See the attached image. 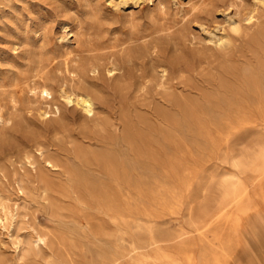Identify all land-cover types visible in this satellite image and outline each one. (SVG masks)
<instances>
[{
    "label": "rangeland",
    "instance_id": "obj_1",
    "mask_svg": "<svg viewBox=\"0 0 264 264\" xmlns=\"http://www.w3.org/2000/svg\"><path fill=\"white\" fill-rule=\"evenodd\" d=\"M116 1L0 0V168L14 139L42 130L89 179L49 205L31 192L17 194L0 177V197L18 204L11 231L25 240L33 227L52 234L50 247L25 262L0 226V264H165L174 257L190 264H264V227L260 240L243 246L233 244L229 221L200 227L219 209L234 207L222 203L224 180L247 184L254 201L264 197V170L257 168L264 159V96L257 91L264 85V43L250 39L264 27V5ZM233 19L241 29L231 33L227 49L214 47L199 26L220 32ZM66 58L80 65L95 58L101 68L96 75L79 72L71 82L61 74ZM110 58L123 65L122 74L107 72ZM61 85L105 96L81 109ZM46 101L65 114L56 130L55 113L44 121L38 115ZM8 116L12 123H2ZM239 158L251 163L236 165ZM245 225L237 232L249 238ZM161 253L167 256L160 260Z\"/></svg>",
    "mask_w": 264,
    "mask_h": 264
},
{
    "label": "bare ground",
    "instance_id": "obj_2",
    "mask_svg": "<svg viewBox=\"0 0 264 264\" xmlns=\"http://www.w3.org/2000/svg\"><path fill=\"white\" fill-rule=\"evenodd\" d=\"M116 2L118 5H121L122 3H126V0H118ZM257 2L264 5V0H257ZM67 22H63L61 24L63 31H65L66 33L70 31V29H68L70 27L69 26L70 24ZM230 22L232 23L230 24ZM199 26L204 31L205 34L204 37L206 38L207 41H212L214 45H216L214 47L218 46L219 48H224V49H227L232 45L234 37L231 36V33L233 34L239 33L241 29V27H239V24L237 21H235V19L229 21L228 30L222 27V31L220 32H218L214 28L208 29L201 23H199ZM250 39L252 42L256 44L264 43V27H260L257 31L252 33ZM226 60L230 62V58H226L225 61ZM231 67L234 68V65ZM100 68H101V62H99L95 58L94 59L91 58L87 60L85 63H82L81 65L75 59L73 60L72 58H66V60L63 63V70L61 71V74L65 78L70 79L71 82H74L80 79L79 72L84 73L87 71V72H91L93 75H96L100 71ZM121 68H123V65H121L120 62H118L116 59L113 58L108 59L107 67H106L107 72L113 75H120L123 72L120 71ZM164 70L165 68L163 67L162 71ZM260 85L261 86H257L258 88L257 91L260 98L262 99V96H264V91H262L264 90V85L262 84ZM37 87L38 86L35 84L31 86L32 90L34 91L36 90ZM60 90L62 95L67 100H73L75 105L79 106L81 109L89 108L91 105H93V103L96 100H101L105 96L101 90H91L87 88L75 89L71 87V89L68 92L66 88H64L63 85H61ZM43 91L46 90L44 89ZM8 101L11 104V106L13 107L16 106L17 99L14 94L10 95V100L8 99ZM51 113H55V116H53L55 118L52 119V126L54 127V129L56 130L57 128L62 127L65 120V114L60 108L50 104L47 101L45 102L44 105L38 106V115L39 117H41V120L43 119L46 120L50 118ZM0 118H1V113H0ZM5 121L6 122L10 121L12 123V117L8 116L7 119L1 120L2 123H5ZM52 146L53 144L48 142L47 135L42 130H29L25 132L23 138L14 139L13 142L10 144V146L7 148V150L4 152V159H5L4 168H0V177L5 178L6 180L5 183L7 185H10L11 188L17 194L31 192L35 194L40 201H43L49 205H52L55 202V200H58L57 202H59L60 200L63 201L65 197L69 196V193L71 191L75 192V186H78L80 184L87 185L89 183V179L87 178L86 172L84 170H82L80 167L76 165H72L71 163H67L65 161L66 160L64 156L65 153H61L59 149L55 147L53 148ZM84 152L86 153V155H90L91 153L87 150H84ZM261 152L264 153V149H262ZM91 155L94 158H99V159L102 158L105 161L107 159H110L108 153H101V154L94 153ZM262 155L259 156L264 158V156ZM249 160L246 158H239L235 160V164L249 165L248 163H251ZM85 168L91 171H98V172L100 171V169L94 166H87ZM257 168L260 170H264V159H262L261 163L258 164ZM262 173L260 172L259 174L262 175ZM222 184L227 188V193H224L225 197L222 203L224 205L234 204V207L231 210L224 207L219 209L218 211L210 215L208 219L201 221L200 227L209 228V226L210 227L213 226L214 223H220L221 221L222 222L229 221V227L233 231V234H231L232 237L230 238L233 239L234 242L233 244H235V246H243L246 244H250V241L251 243H253L257 240H260L259 228L264 227V212H261V205L262 207H264V197L261 198L262 200L254 201L251 197L253 195L250 196L247 191V187H246L247 184L244 185L242 183L241 185H239L233 179L224 180ZM223 185L221 187H223ZM261 189L262 191H264V185H262ZM17 207L18 204L16 202L9 204L5 201L4 198L0 197V226L7 228L9 232L8 236L11 238L13 248L16 254L19 256L20 259H24L26 262L27 259L35 256L38 253V250L46 247H50L52 234L48 230L34 228V227L32 228L29 239L27 240L23 238L21 233L14 234L10 228L14 225V222L17 218ZM118 213H119V220H118L117 231H121V229L124 227L123 212L119 211ZM86 221L88 225L91 223L89 217H86ZM243 223L246 224L245 225L246 229H248L251 234L249 238L245 237L242 234L240 235V233L237 232V229ZM226 243L224 245H226ZM229 243L231 244V241ZM258 246L259 245H257V247ZM221 247L223 248V246ZM165 256L167 255L161 253L158 256V258L161 260ZM242 258L243 257L241 256V259ZM262 263H264V260H262ZM165 264H190V263L186 258L174 257L172 259V262H167Z\"/></svg>",
    "mask_w": 264,
    "mask_h": 264
}]
</instances>
